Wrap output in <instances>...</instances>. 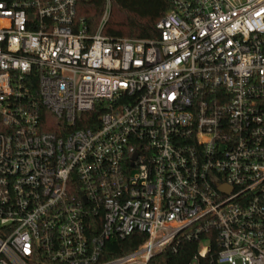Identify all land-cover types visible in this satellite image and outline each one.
Here are the masks:
<instances>
[{"label": "built area", "instance_id": "obj_1", "mask_svg": "<svg viewBox=\"0 0 264 264\" xmlns=\"http://www.w3.org/2000/svg\"><path fill=\"white\" fill-rule=\"evenodd\" d=\"M168 3L114 38L110 0L94 34L76 0H0V264H150L208 230L210 264H264V0Z\"/></svg>", "mask_w": 264, "mask_h": 264}, {"label": "trees", "instance_id": "obj_2", "mask_svg": "<svg viewBox=\"0 0 264 264\" xmlns=\"http://www.w3.org/2000/svg\"><path fill=\"white\" fill-rule=\"evenodd\" d=\"M111 9L102 32L111 37L127 38H155L159 31L155 27L156 20L168 9V0H110ZM106 0H76L77 20L83 19L88 34H94L102 19ZM97 113L93 112L91 118L95 119ZM46 120L51 121V126L44 129L59 133L56 125L62 120L56 118L47 110L43 111ZM78 126L92 127L90 122L78 123ZM145 240L143 233H133L125 239H111L107 243V257L125 254L134 250ZM209 240L210 248L205 256H199L200 264L214 262L220 250L215 230L201 231L196 235L187 237L180 233L175 240L162 251L156 253L150 264H189L199 255L200 243Z\"/></svg>", "mask_w": 264, "mask_h": 264}, {"label": "water", "instance_id": "obj_3", "mask_svg": "<svg viewBox=\"0 0 264 264\" xmlns=\"http://www.w3.org/2000/svg\"><path fill=\"white\" fill-rule=\"evenodd\" d=\"M137 154H135L134 158H136Z\"/></svg>", "mask_w": 264, "mask_h": 264}]
</instances>
